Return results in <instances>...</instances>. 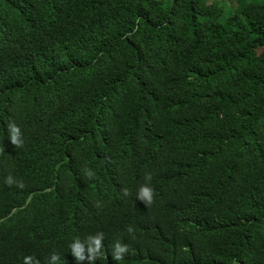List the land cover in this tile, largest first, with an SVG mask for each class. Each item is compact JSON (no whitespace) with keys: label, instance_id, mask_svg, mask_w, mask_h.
Wrapping results in <instances>:
<instances>
[{"label":"trees","instance_id":"1","mask_svg":"<svg viewBox=\"0 0 264 264\" xmlns=\"http://www.w3.org/2000/svg\"><path fill=\"white\" fill-rule=\"evenodd\" d=\"M219 1L0 0V264H264V0Z\"/></svg>","mask_w":264,"mask_h":264},{"label":"clouds","instance_id":"2","mask_svg":"<svg viewBox=\"0 0 264 264\" xmlns=\"http://www.w3.org/2000/svg\"><path fill=\"white\" fill-rule=\"evenodd\" d=\"M8 132H9V139L13 146L19 148L24 146L23 135L21 132L20 127L14 122L10 121L7 125ZM87 175L91 177L93 173L88 172ZM152 180V175L146 174L145 181L146 183L139 186L137 191V200L142 202L143 204L150 205L154 201L155 192L154 189L151 187L150 182ZM5 183L8 186L16 185L17 187L23 188V183L17 181L13 176L9 175L5 178ZM123 195L128 196L129 190L127 188L122 189ZM13 211V210H12ZM8 214L5 217H9ZM0 218V223L2 219ZM25 230V229H24ZM27 230H25L26 232ZM127 231L131 234L133 232V228L129 227ZM24 232V233H25ZM104 234L102 232H98L93 236H89L86 238V242H82L79 238H76L75 241L70 245L71 252L75 257L77 264H82L83 261L87 260L88 264H93L96 258L100 255L104 245ZM87 250L88 255H85ZM129 251V246L127 243H123L121 241H115L112 245V252L111 256L114 261H121L124 258V255ZM32 257H25L26 261L32 260ZM59 260V256L57 254H52L50 258V264H56V261ZM35 264H39V261H36Z\"/></svg>","mask_w":264,"mask_h":264},{"label":"rangeland","instance_id":"3","mask_svg":"<svg viewBox=\"0 0 264 264\" xmlns=\"http://www.w3.org/2000/svg\"><path fill=\"white\" fill-rule=\"evenodd\" d=\"M219 2H222L223 4H225V5H223V6H225V12H226L227 10H229V5H228V3H227L226 1H222V0H220ZM232 3H235V1L232 0Z\"/></svg>","mask_w":264,"mask_h":264}]
</instances>
